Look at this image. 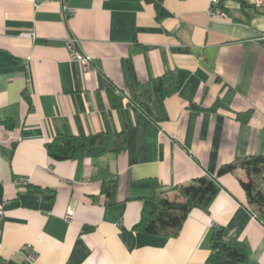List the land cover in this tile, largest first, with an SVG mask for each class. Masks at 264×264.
<instances>
[{
	"label": "crops",
	"instance_id": "obj_1",
	"mask_svg": "<svg viewBox=\"0 0 264 264\" xmlns=\"http://www.w3.org/2000/svg\"><path fill=\"white\" fill-rule=\"evenodd\" d=\"M65 4L73 15L59 0H0V262L264 264V221L245 205L242 169L218 178L209 210L193 209L178 236L135 228L156 209L153 195L214 177L237 157L264 155V5L223 0L224 13L210 15V0ZM70 36L93 58L88 71L71 61ZM129 62L142 91L149 79L175 75L164 122L130 99ZM110 92L124 97L121 109ZM248 110L244 124L237 114ZM98 133L106 145L69 160L48 154L56 135ZM120 134L126 148L115 152ZM112 180L117 202L107 204L103 186ZM220 228L245 243V263L208 260Z\"/></svg>",
	"mask_w": 264,
	"mask_h": 264
},
{
	"label": "trees",
	"instance_id": "obj_2",
	"mask_svg": "<svg viewBox=\"0 0 264 264\" xmlns=\"http://www.w3.org/2000/svg\"><path fill=\"white\" fill-rule=\"evenodd\" d=\"M223 4V2H222ZM223 7V6H222ZM130 99L153 120L161 123L167 119L165 107L166 97L175 93L177 79L172 72L156 78L149 79L142 91L140 82L132 62L128 63ZM29 98V97H28ZM112 107L121 109L124 106V97L118 93L110 92ZM215 109V106L214 108ZM252 110L238 112L237 118L242 123H248ZM11 130V121L5 123ZM108 135L98 133L89 136L56 135L47 143L48 154L55 160H69L90 147L106 145ZM126 148V137L120 134L112 145V150L122 152ZM244 170L247 180L240 179L244 189L246 207L260 220L264 221V155L252 154L237 157L229 163L222 164L216 176H200L187 184L176 185L170 191L153 195L157 207L148 218L141 220L135 228L150 234L176 237L179 235L185 220L195 208L209 210V206L220 190L218 178ZM117 183L115 180L104 184L103 192L107 196V204H114L116 200ZM249 258V251L241 240L228 239L223 228L217 229L211 236V253L209 261L231 259L245 263ZM0 264H4L0 262Z\"/></svg>",
	"mask_w": 264,
	"mask_h": 264
},
{
	"label": "built area",
	"instance_id": "obj_3",
	"mask_svg": "<svg viewBox=\"0 0 264 264\" xmlns=\"http://www.w3.org/2000/svg\"><path fill=\"white\" fill-rule=\"evenodd\" d=\"M32 1H36V0H32ZM59 1L63 4V9L67 16H71L75 13V9L66 6L65 4L66 0H59ZM248 1L254 3L257 6L264 5V0H248ZM222 2L223 0H210V5H209L210 15H220L224 13ZM24 35L31 38L36 37L34 32L25 33ZM261 39H264V35L261 36ZM66 45L70 51L71 61L78 62L82 66L84 71H88L93 65V58L90 55L84 53L82 50H80L79 48L80 40L75 36H70L66 40ZM73 213H74L73 209H69V211L65 216L66 222L69 223L72 220ZM3 215H4V210L2 207H0V221ZM21 250L28 261L35 260L36 254L30 245H24Z\"/></svg>",
	"mask_w": 264,
	"mask_h": 264
}]
</instances>
